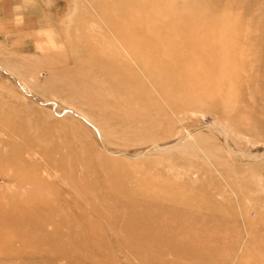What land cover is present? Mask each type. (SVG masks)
<instances>
[{
    "label": "rangeland",
    "instance_id": "rangeland-1",
    "mask_svg": "<svg viewBox=\"0 0 264 264\" xmlns=\"http://www.w3.org/2000/svg\"><path fill=\"white\" fill-rule=\"evenodd\" d=\"M17 220L0 264H264V0H0Z\"/></svg>",
    "mask_w": 264,
    "mask_h": 264
},
{
    "label": "bare ground",
    "instance_id": "bare-ground-1",
    "mask_svg": "<svg viewBox=\"0 0 264 264\" xmlns=\"http://www.w3.org/2000/svg\"><path fill=\"white\" fill-rule=\"evenodd\" d=\"M24 221H26V219L24 220ZM23 221V222H24ZM19 223H21L20 221H15L14 223H12L11 224V226H8V225H5V224H1L0 223V236H1V234H3L2 233V231L3 230H15L16 229V227L19 225ZM25 223V222H24ZM162 227V226H161ZM13 232V231H12ZM13 237H14V240L13 241H16V240H19V239H21V237H22V234H19V235H17V234H14V235H12ZM162 237V236H161ZM6 238V239H5ZM10 238H12V237H4L3 239L2 238H0V244H4V242H6V240H8V239H10Z\"/></svg>",
    "mask_w": 264,
    "mask_h": 264
}]
</instances>
